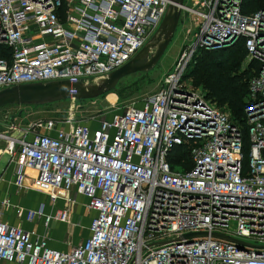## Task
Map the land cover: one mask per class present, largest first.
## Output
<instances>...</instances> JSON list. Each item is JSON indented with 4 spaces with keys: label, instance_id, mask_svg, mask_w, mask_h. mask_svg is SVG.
Returning <instances> with one entry per match:
<instances>
[{
    "label": "built area",
    "instance_id": "built-area-1",
    "mask_svg": "<svg viewBox=\"0 0 264 264\" xmlns=\"http://www.w3.org/2000/svg\"><path fill=\"white\" fill-rule=\"evenodd\" d=\"M241 1L185 4L188 42L162 87L112 120H47L20 136L0 132L15 156L18 186L31 171L34 187L51 200L73 203L76 192L96 212L87 239L68 252L0 221V264H264V8L244 15ZM169 3L0 0V90L114 71L155 34ZM239 39L248 63L258 65L245 100L246 169L228 112L184 79L197 52ZM90 121L98 122L95 131ZM186 141L192 167L183 171L168 154ZM41 212L28 211L27 220ZM54 217L66 220L67 211ZM191 232L207 235L186 242Z\"/></svg>",
    "mask_w": 264,
    "mask_h": 264
},
{
    "label": "crops",
    "instance_id": "crops-1",
    "mask_svg": "<svg viewBox=\"0 0 264 264\" xmlns=\"http://www.w3.org/2000/svg\"><path fill=\"white\" fill-rule=\"evenodd\" d=\"M189 2L192 3V0ZM189 18L188 14V19L182 25L184 36L190 24ZM14 159L15 156L9 152L8 145L5 147V143L0 142V221L31 232L32 239L45 237L47 245L58 251L68 252L72 247L82 244L89 236L91 221L96 216V212L88 207L89 199L72 192L73 203H66L60 198L51 200L46 193L34 187V173L31 171L27 173L23 184L18 186ZM39 210L42 211L40 214L30 221L27 220L28 211ZM60 210L67 211L66 220L54 217ZM48 215L51 219L46 223L45 218Z\"/></svg>",
    "mask_w": 264,
    "mask_h": 264
},
{
    "label": "trees",
    "instance_id": "trees-1",
    "mask_svg": "<svg viewBox=\"0 0 264 264\" xmlns=\"http://www.w3.org/2000/svg\"><path fill=\"white\" fill-rule=\"evenodd\" d=\"M263 8L264 0L241 1L240 9L244 15H252ZM245 58L246 49L242 39L228 47L202 49L194 55L184 75V79L190 81L195 89L202 91L209 101L227 111L231 122L239 128L244 169L250 150L245 100L249 93L250 80L255 76L258 67L255 61L244 65ZM117 87L118 85L113 91ZM84 101L87 100L77 102ZM192 144L191 141H186L169 152L168 159L173 167L178 164L183 171L192 167L190 156Z\"/></svg>",
    "mask_w": 264,
    "mask_h": 264
},
{
    "label": "rangeland",
    "instance_id": "rangeland-1",
    "mask_svg": "<svg viewBox=\"0 0 264 264\" xmlns=\"http://www.w3.org/2000/svg\"><path fill=\"white\" fill-rule=\"evenodd\" d=\"M185 3L191 5L189 0ZM188 19V13L182 12L181 22L173 40L169 44L164 56L158 64L146 73H133L124 77L117 89L102 97L84 102L69 100L44 106L27 108L28 106H5L0 108V132L6 135L20 136L30 124L38 121L55 120L57 123L65 121L85 122L92 118L106 117L112 120L114 114L122 112L132 105H138L146 97L156 93L163 85L166 75L172 71L173 63L180 54L184 44L188 42L182 33V25ZM193 26V22H191ZM248 61L245 58L244 65ZM186 80V79H185ZM188 81V80H186ZM92 131L98 127L97 121L86 123ZM13 127V128H12ZM70 129L69 125L65 126ZM0 142L8 145V140L0 137ZM17 148V145H15Z\"/></svg>",
    "mask_w": 264,
    "mask_h": 264
},
{
    "label": "water",
    "instance_id": "water-1",
    "mask_svg": "<svg viewBox=\"0 0 264 264\" xmlns=\"http://www.w3.org/2000/svg\"><path fill=\"white\" fill-rule=\"evenodd\" d=\"M185 7V0H170L165 15L155 34L124 65L98 77L75 80H52L18 84L0 90V108L5 106H44L65 100H92L108 94L126 76L152 70L164 56L177 31ZM206 232H191L183 235L186 242L205 236ZM213 237L241 244L237 238L213 232Z\"/></svg>",
    "mask_w": 264,
    "mask_h": 264
}]
</instances>
